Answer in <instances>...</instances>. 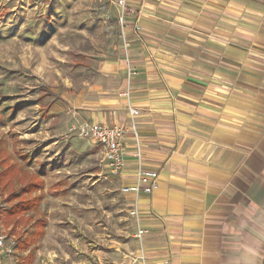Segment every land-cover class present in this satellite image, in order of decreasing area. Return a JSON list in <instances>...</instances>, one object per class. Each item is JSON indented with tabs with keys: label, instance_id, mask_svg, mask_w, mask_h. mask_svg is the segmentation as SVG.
I'll list each match as a JSON object with an SVG mask.
<instances>
[{
	"label": "crops",
	"instance_id": "crops-1",
	"mask_svg": "<svg viewBox=\"0 0 264 264\" xmlns=\"http://www.w3.org/2000/svg\"><path fill=\"white\" fill-rule=\"evenodd\" d=\"M129 5L138 15L125 28L133 64L128 90L140 112L144 167L160 174L158 190L139 200L145 264H264V0ZM128 90L79 109L89 123L128 130L122 174H111L103 147L86 155L102 159L130 210L134 196L122 188L135 184L138 164ZM45 190L46 182L36 194L41 206ZM39 213L30 216L42 220ZM132 224L112 253L119 264H143ZM21 250L19 264L31 250L35 260V248Z\"/></svg>",
	"mask_w": 264,
	"mask_h": 264
},
{
	"label": "rangeland",
	"instance_id": "rangeland-1",
	"mask_svg": "<svg viewBox=\"0 0 264 264\" xmlns=\"http://www.w3.org/2000/svg\"><path fill=\"white\" fill-rule=\"evenodd\" d=\"M126 25L106 0H0V150L46 182L47 227L33 264H119L112 253L134 231L120 185L86 155L103 149L78 134L89 121L79 105L120 98L130 86ZM8 194L0 190L1 212ZM19 245L0 256L6 264L22 260Z\"/></svg>",
	"mask_w": 264,
	"mask_h": 264
},
{
	"label": "built area",
	"instance_id": "built-area-1",
	"mask_svg": "<svg viewBox=\"0 0 264 264\" xmlns=\"http://www.w3.org/2000/svg\"><path fill=\"white\" fill-rule=\"evenodd\" d=\"M41 3L42 0H35ZM119 11V20L124 27L127 23L128 17H136L138 13L134 8H131L129 3L132 0H106ZM127 51V47H126ZM132 75V69L129 67V77ZM124 96L127 98L129 112L131 116L130 130L133 134L136 150L134 157L137 161L136 180L133 186H126L122 188V193L132 194L134 196L133 204L129 210V216L136 224L137 234L136 238L139 240L142 255L140 260L143 264L146 263L145 255L143 254V238L147 231L141 227L140 224V196L152 195L158 190L160 186V174L154 170H148L144 167V155L141 145V140L138 135L137 117L140 115L138 109L131 104L130 90ZM78 134L83 140H87L97 146H101L106 151V159L110 172L113 176H118L125 171L126 168V150L125 142L128 130L122 126H110L102 124H94L89 122L80 123L78 126ZM18 247V241L15 237L8 235L2 228L0 222V256L9 257L13 255Z\"/></svg>",
	"mask_w": 264,
	"mask_h": 264
},
{
	"label": "trees",
	"instance_id": "trees-1",
	"mask_svg": "<svg viewBox=\"0 0 264 264\" xmlns=\"http://www.w3.org/2000/svg\"><path fill=\"white\" fill-rule=\"evenodd\" d=\"M21 159L25 160L26 157L21 156ZM10 161V157L0 150V190L9 193L7 203L10 206L9 209L0 211V222L9 229L10 236L16 235L22 226L26 228L33 224L32 233L28 235L26 229L28 236L24 241L23 235L18 236L19 242L22 240L20 246L29 250L45 234L47 226V222L41 219L34 221L30 216L40 209L43 197L36 194L44 190L45 181L40 175L30 174L24 167ZM33 251L31 250L26 264H31L34 260Z\"/></svg>",
	"mask_w": 264,
	"mask_h": 264
}]
</instances>
